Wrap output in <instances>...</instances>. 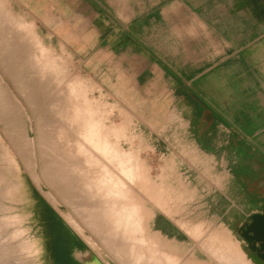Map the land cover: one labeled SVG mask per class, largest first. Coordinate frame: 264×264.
Masks as SVG:
<instances>
[{
	"label": "crops",
	"instance_id": "1",
	"mask_svg": "<svg viewBox=\"0 0 264 264\" xmlns=\"http://www.w3.org/2000/svg\"><path fill=\"white\" fill-rule=\"evenodd\" d=\"M14 1L89 39L81 64L106 101L136 115L123 134L152 155L151 177L176 210H154L151 229L200 261L181 223L224 232L247 260L235 234L264 208V0ZM32 186L38 264H84L89 253L102 262Z\"/></svg>",
	"mask_w": 264,
	"mask_h": 264
},
{
	"label": "bare ground",
	"instance_id": "2",
	"mask_svg": "<svg viewBox=\"0 0 264 264\" xmlns=\"http://www.w3.org/2000/svg\"><path fill=\"white\" fill-rule=\"evenodd\" d=\"M21 17L0 0V134L8 145L0 142V194L16 193L19 159L35 182L42 176L71 206L119 264H250L224 232L204 235L201 225L188 230V223H181L209 257L200 261L151 229L154 210L167 217L176 211L164 179L154 181L138 150L119 147L125 138L122 126L107 127L106 116L85 96L86 88L67 80L63 57L47 51L33 23ZM30 131L36 134V144ZM5 224L0 222V231ZM22 234L14 229L6 235L0 256L15 247L11 241ZM17 249L32 252L25 243Z\"/></svg>",
	"mask_w": 264,
	"mask_h": 264
},
{
	"label": "rangeland",
	"instance_id": "3",
	"mask_svg": "<svg viewBox=\"0 0 264 264\" xmlns=\"http://www.w3.org/2000/svg\"><path fill=\"white\" fill-rule=\"evenodd\" d=\"M5 1L10 6V10H12V13L14 15L16 14L19 17L22 16L21 18H23V20L28 24L33 23L31 25L34 28V31L42 39L47 51L53 52L61 58L63 57L62 59L67 64V71H66V76H67L66 78H68L67 80L80 81L81 87L82 88L84 87L83 89L86 88L85 90H83L84 93L86 92L85 96L94 103L97 109L104 116H106L105 123L107 127L121 125L123 132H127L130 127L137 125L135 122V120L137 119L135 117L136 115L134 116L132 112H129L128 108L122 107L121 104L118 103L106 101L104 93L101 92L100 87L98 86L97 82L94 80L93 76L91 75L88 65H86L85 62L84 64L83 63L81 64V60L78 57L79 50L83 49V45L85 44L84 42L86 41L89 42L90 41L89 39L78 40L71 37H67V35H70V33L64 30L62 24L60 25L57 22L56 17L50 18L47 16H42V17L36 16L31 12H27L26 10H24L21 6L16 4L14 0H5ZM29 135L32 139H35V144H36L37 141L36 134L30 131ZM124 136L125 138H123L122 140L120 139L118 144L119 147L124 152H129L132 149H134L132 143L133 141L132 142L128 141L129 139L128 135L124 134ZM0 142L8 147L6 141L4 140L1 134H0ZM9 153L11 156H13V152L10 148H9ZM148 154L149 151H147V149L138 151V158L144 162L146 167L149 169L151 175V171L153 170L152 155L151 154L148 155ZM16 161L19 166V171L17 173L19 179L17 191L10 197L5 196L4 194H0V222L3 221L6 223L5 227L0 231V237H1L0 243H4V244L8 243V239L6 237L14 229H20L23 232L22 234L23 236L19 237L16 240L11 241L12 246L14 245L15 247L13 248L11 247L8 253H5L4 256H0V264H38L37 248L33 235V220L31 217V213L27 201V194H28V188L26 186L27 182H30L39 191L42 190L46 194L48 193L50 195L49 196L50 198L49 197L46 198L42 194L49 203L52 202V204L51 203L50 204L59 210V213L63 215L62 217L66 221H67L66 218L69 217L70 221L67 222L84 240L85 238H87L90 242L94 244V247H92L89 244V241L85 240L86 243L88 242L87 244L89 248L92 250V252L96 254V256L98 255V257L102 260L104 264H119L116 260L113 259V257L100 243L97 236L95 237L93 233H91L88 229H86L85 225L82 223L79 216L76 215L74 211H72V208H70L71 206L67 202L65 203L64 200L60 198L61 197L60 195H58L56 192L51 190L50 187H48L49 185L45 181V179L42 176L38 175L37 182H35L31 178L29 172L25 169L21 161L19 159H16ZM36 171L37 173L40 172L39 164L36 167ZM213 231H217V230H204L203 234L204 233H205L204 235L211 234ZM235 236L237 238V241L242 240L239 237L238 233H236ZM232 240L234 244L237 245L234 239ZM22 243L30 245L32 247V252L18 251L17 247ZM244 244H241V247L243 250L244 249L246 250ZM204 257L203 259L208 261L209 257L206 254ZM247 261L250 264H253L248 259Z\"/></svg>",
	"mask_w": 264,
	"mask_h": 264
},
{
	"label": "water",
	"instance_id": "4",
	"mask_svg": "<svg viewBox=\"0 0 264 264\" xmlns=\"http://www.w3.org/2000/svg\"><path fill=\"white\" fill-rule=\"evenodd\" d=\"M245 243L246 255L253 264H264V208L262 214L253 215L238 231ZM84 264H102L92 253L84 258Z\"/></svg>",
	"mask_w": 264,
	"mask_h": 264
},
{
	"label": "trees",
	"instance_id": "5",
	"mask_svg": "<svg viewBox=\"0 0 264 264\" xmlns=\"http://www.w3.org/2000/svg\"><path fill=\"white\" fill-rule=\"evenodd\" d=\"M26 186H27V188H28V190L30 191V192H32L33 191V186H32V184L30 183V182H27L26 183Z\"/></svg>",
	"mask_w": 264,
	"mask_h": 264
}]
</instances>
